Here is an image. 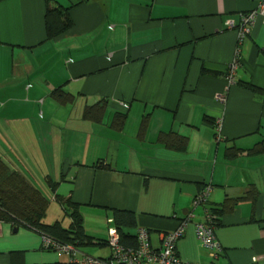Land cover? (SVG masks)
Wrapping results in <instances>:
<instances>
[{
    "label": "crops",
    "instance_id": "1",
    "mask_svg": "<svg viewBox=\"0 0 264 264\" xmlns=\"http://www.w3.org/2000/svg\"><path fill=\"white\" fill-rule=\"evenodd\" d=\"M257 2L0 0V161L41 192L46 218L59 207L45 224L69 229L75 208L92 241L79 251L108 258L114 210L132 213L154 247L192 215L176 243L182 262L264 257L263 17L239 46L234 83L225 78L237 47L228 23ZM206 185L217 258L193 225ZM0 264L73 263L39 231L0 222Z\"/></svg>",
    "mask_w": 264,
    "mask_h": 264
},
{
    "label": "built area",
    "instance_id": "2",
    "mask_svg": "<svg viewBox=\"0 0 264 264\" xmlns=\"http://www.w3.org/2000/svg\"><path fill=\"white\" fill-rule=\"evenodd\" d=\"M264 18V0H258L257 6L251 12L243 14L238 25L228 23L229 29L236 31L237 47L233 58L227 66L226 80L229 85L234 83L235 72L240 61L239 46L250 33V28L258 17ZM126 107L125 104H120ZM215 132L217 141L220 140L221 125L216 121ZM212 186L206 185L194 198L193 207L203 208L204 217L193 223L196 239L206 249L212 258H217L221 253L222 246L215 236V215L207 208V201ZM193 216L189 215L181 220L175 230L161 236L160 244L154 247L145 229H138L136 232V245L128 246L120 242L115 230L109 231L107 247L110 250L108 258H95L82 254L78 248L69 244L58 243L51 238L41 235L44 249H52L64 253L73 264H190L182 262L176 253V243L184 236L185 230ZM203 264V263H196ZM249 264H264V257H253Z\"/></svg>",
    "mask_w": 264,
    "mask_h": 264
},
{
    "label": "trees",
    "instance_id": "3",
    "mask_svg": "<svg viewBox=\"0 0 264 264\" xmlns=\"http://www.w3.org/2000/svg\"><path fill=\"white\" fill-rule=\"evenodd\" d=\"M64 30L60 29L58 34ZM48 33L50 36L56 35L50 28ZM247 87L251 89V87ZM55 96L62 100L67 98L62 94L60 95L58 91H56ZM86 113H90V111ZM216 135L215 132V137ZM177 140L176 147L183 148L186 139L178 137ZM255 150L258 151L257 148H254L248 153L253 154L256 152ZM230 155L235 156L236 153L230 152L228 156ZM47 207L48 202L40 191L34 188L21 174L10 170L6 164L0 161V222L37 230L41 235H45L58 243L69 244L76 248L92 243L91 239L84 234L82 217L75 208L69 214L71 218L69 229H64L59 222L53 225H47L43 222ZM113 223L120 242L124 245L135 246L136 233H132L135 227L133 214L114 210ZM105 245L107 246V241Z\"/></svg>",
    "mask_w": 264,
    "mask_h": 264
},
{
    "label": "rangeland",
    "instance_id": "4",
    "mask_svg": "<svg viewBox=\"0 0 264 264\" xmlns=\"http://www.w3.org/2000/svg\"><path fill=\"white\" fill-rule=\"evenodd\" d=\"M49 195H47V198L49 199ZM50 200V199H49ZM59 207L57 206V205H55V204H52L51 205V209L49 210V212L47 213L48 214V216H47V218L46 219H44V221H46V222H50V221H53V220H51V219H55V217L56 218H58V216H59V209H58ZM62 219H64V218H62ZM65 220H64V224H65ZM132 232L134 233L135 231L134 230H132Z\"/></svg>",
    "mask_w": 264,
    "mask_h": 264
},
{
    "label": "water",
    "instance_id": "5",
    "mask_svg": "<svg viewBox=\"0 0 264 264\" xmlns=\"http://www.w3.org/2000/svg\"><path fill=\"white\" fill-rule=\"evenodd\" d=\"M15 231H16V228L13 229V232H15Z\"/></svg>",
    "mask_w": 264,
    "mask_h": 264
}]
</instances>
